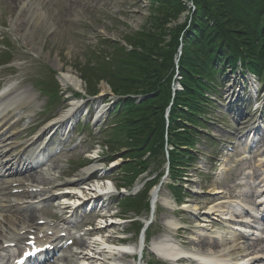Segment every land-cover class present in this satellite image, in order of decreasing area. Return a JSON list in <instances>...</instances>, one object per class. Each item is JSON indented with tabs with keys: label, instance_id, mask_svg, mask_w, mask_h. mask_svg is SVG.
<instances>
[{
	"label": "trees",
	"instance_id": "1",
	"mask_svg": "<svg viewBox=\"0 0 264 264\" xmlns=\"http://www.w3.org/2000/svg\"><path fill=\"white\" fill-rule=\"evenodd\" d=\"M156 1L159 11L153 14L154 25L126 36L128 42L141 47L143 53H128L114 45V62L95 59L94 66L87 65L84 74L93 93L98 92L99 81L106 80L116 94H154L142 105L128 101L126 107L130 113L120 128L121 133L132 136L135 147H144L140 156L147 151L153 155L163 151L164 109L172 94L173 58L182 36L180 67L184 91L177 93V106L173 110L178 118L200 122L195 116L201 113L202 79L211 78L218 61L227 60L235 65V49L240 48L245 53L252 71L258 74L264 71V0H193L197 11L190 17L191 24L187 22L173 28L174 40L169 44H165L170 30L166 25L177 18L182 4L179 0ZM174 123H171V143L175 145V151L171 152L173 171L186 156L181 147L192 145V137H188L187 132H178L185 125Z\"/></svg>",
	"mask_w": 264,
	"mask_h": 264
},
{
	"label": "rangeland",
	"instance_id": "2",
	"mask_svg": "<svg viewBox=\"0 0 264 264\" xmlns=\"http://www.w3.org/2000/svg\"><path fill=\"white\" fill-rule=\"evenodd\" d=\"M75 1L76 0H41L42 5H38V3L36 2L34 5V9L32 10V14L36 15V17H42V19L39 21L40 24L36 28V31L32 33V35L31 31L33 30H31V22L23 23V26H20V23H18L17 26L19 27V30H17L16 32L12 30V26L7 23V20L9 18H12L14 19L15 24L17 23L18 19L22 18L21 13L24 14V12L23 10H21V7H19L18 4H15L11 0H0V21H2L3 23L6 22L9 25L4 31L0 33V44H3L4 40H7L6 42L8 43L9 41V45L12 47V62L9 66H6V68L13 71V75L17 76L19 82L23 84L24 88L29 92L31 98H33L34 96H39L38 90L33 87V81L35 80V78L40 79L39 74L44 71L43 69L51 68L58 74H61V71L66 72L68 70H71L74 74L81 77V73L76 68L85 67L86 63L89 60L88 56L90 55V47L95 46L94 43H96V41L100 39V37L122 41L123 37L126 34L141 30L147 26L151 27L152 25H154L153 23L156 22L155 20H151L152 18L150 17V14L153 12V10L156 11L155 6L157 5V1L100 0L99 2H97L95 0H85L88 3V6L78 7L81 8L79 13L75 11L76 9H78L76 7ZM179 1L182 4V9L180 13H178L177 18L171 20L166 25V28L170 30L167 32L168 34L165 38V44H169L172 40H174L172 29L179 24L185 23V21H187V17L189 18L191 15V0ZM18 34H22L27 40L23 39V41L19 42L17 40ZM30 34L32 36L29 39L28 37H30ZM33 45L35 46V48L33 51H31V46ZM227 76L228 83L223 90V94H228L231 91V86L234 81H237V85L243 83V81L234 79V76H232L231 73H229ZM82 83V87L78 89V91L74 90V88H72L71 86L67 88L61 87L62 93L64 94V99L66 100L65 105L67 106V108L70 107L73 102V93L79 94L85 91L84 81ZM100 87L102 89V94L107 97L109 88L104 83ZM151 97L152 96L150 95L149 98ZM216 97L218 96L213 97V99L215 98L218 100V103L216 102V104L221 105V99H218ZM97 103L98 102H94L90 104L88 109H94ZM41 106H43L44 109H48L46 107L44 99L41 100ZM62 106L63 105H61L60 107ZM60 107L52 110L51 113H61L62 108ZM225 108L226 107H220V109L214 111L215 119L211 120V127L203 131L205 135L201 137V140L198 143L196 149L198 150V152H196L195 155L199 154V156L201 157L202 153H207V146L209 144L208 139H211L213 136L218 134L221 135V122L227 119L226 115H224ZM34 111L20 126V130L29 125L33 120L38 119L40 116L42 118L49 115L44 113V111H42L41 114H38V112L34 113ZM91 120L93 121L92 123L96 122L94 117ZM208 133L210 134V136L208 135ZM95 144H97V142H95L94 145ZM91 150L92 145L88 141L84 144L83 148L77 151L76 154H68L67 156H65L64 160L84 159V157H86L88 153L91 152ZM105 158H107V155ZM201 158L202 160L200 162L198 160L199 163L197 164H199V166L203 169L211 171L213 164L206 161L205 157ZM234 164L235 162L227 168V171L225 173L220 174L218 172L217 176H214L213 178L208 175H200L197 167L195 169H193L192 167L188 171L192 176L189 178L191 180H196V184L191 183V185L188 186L192 187L198 192H203V189H206V192L209 193L217 192L219 189H222L226 192V194L231 193L230 195H226V197H233L234 195L238 194V188H236L235 184L237 181L235 180V177L238 175L240 176L243 172L242 166L238 171H234L232 168ZM155 167L156 165H153L150 170H153ZM85 170L81 172V175H79L80 177L84 176ZM214 170H216V168H214ZM48 173L51 176H54V174L57 172ZM111 177H113V179L114 177L117 178L118 181L116 172L112 173ZM164 182L166 185L169 180ZM165 185L161 188L160 193L162 204L166 199L171 201V198H173L172 194L168 190V187ZM241 192L246 193L245 191ZM206 196L207 195H205V198ZM198 199L199 201L201 200L200 197H198ZM209 199L212 198H207V200ZM249 201L251 200L249 199ZM159 209L161 210L159 211V214L157 216L158 225H155V232L153 231L154 233H157L158 231L161 232L160 229H164L165 226L164 220L166 219V217L165 214L162 213V208L160 207V205ZM115 212H117V210H114L113 213ZM42 214L52 215L53 212L43 211L40 212L37 216L39 217ZM92 221H94V219H92ZM127 228V226H115L111 229V232H116V234L118 235ZM109 242L111 244L113 242L116 245L120 246V244H117V240L115 241L111 239ZM110 257L111 256L107 254V258ZM152 260L155 261L154 259Z\"/></svg>",
	"mask_w": 264,
	"mask_h": 264
},
{
	"label": "bare ground",
	"instance_id": "3",
	"mask_svg": "<svg viewBox=\"0 0 264 264\" xmlns=\"http://www.w3.org/2000/svg\"><path fill=\"white\" fill-rule=\"evenodd\" d=\"M12 2H14L15 4H18L19 7H21V10H23L24 14H22V18H20L18 20V22L20 23V26H23V23H27V22H31L32 23V29L33 31H31V34L33 32L36 31V28L38 27V25L40 24V20L42 19V17H36V15L32 14V10L34 9V5L37 2L38 5H42L41 0H11ZM138 2V1H137ZM76 7H87L88 3L85 0H76L75 1ZM79 9V10H78ZM75 11H77L78 13L80 12L81 8H78ZM32 15H31V14ZM39 16V15H38ZM233 34V32H231ZM33 35V34H32ZM26 39V38H25ZM236 54L240 53V48L235 49ZM228 63V62H227ZM60 80L64 86V88L71 86L72 88H74L75 90H78L81 88L82 83L80 78L74 74L71 70H68L66 72H62L61 76H60ZM27 95V93H19L16 94L15 96V100H20L23 97H25ZM100 112H102L104 110V108H99ZM70 113V112H69ZM68 113V114H69ZM53 123H47L45 124L38 132L37 134L30 140V142H33L32 145H35V142L37 143L41 137L43 136H47V134L50 132V130H52V125ZM93 170H99L98 166H92L89 168L88 173H90ZM30 180H27L28 182H40L38 185L35 186H46V184H43L42 182H45L46 180H50V177H48L47 175H44L43 173H37V174H32L29 176ZM54 180V178H53ZM55 185V182L50 183L49 185ZM3 184H0V186ZM48 185V184H47ZM33 186V185H32ZM68 186H71V188H79V183H70L68 184ZM93 187L87 188V187H82L77 189L76 191H73L75 195L81 194L82 190L91 192L93 189ZM110 190V187L105 185L103 187V190ZM63 190V189H60ZM58 190V191H60ZM3 192H6L4 190L0 189V195L3 194ZM76 196H74L75 198ZM72 199V198H71ZM3 201V200H2ZM3 203L4 202H0ZM9 203H7V205H9ZM230 206L229 202H219L217 205L213 206L211 208L212 211H214L215 213L222 211L223 209L227 208ZM8 212H12V211H0V262L1 263H5L8 260V257L11 254V250L5 249L3 247V245L6 242H9L11 240H15L18 239L20 236V232L26 228H30L33 225H35L36 221L38 219L41 218H36V212L37 210L34 211H29L26 213H17V217L9 215ZM169 225H173L172 222H167ZM108 225V224H107ZM246 240V241H238V240H230L229 242L230 246L232 249L235 250H239L238 252H242L243 247L246 246L247 249H245L246 251H250L253 247L255 246H261L262 242L261 241H257L254 243H250L247 238L242 237L241 240ZM98 241V238L93 241V242H87V240H84L82 242V246L85 247V251L82 252L85 256H84V261H86V263L84 264H102V259L104 257V259L106 260L107 258H105V256L107 255V251L106 248H99L98 244H96V242ZM105 245H108V241H105V239L103 240ZM248 242V243H246ZM221 241L216 239L215 242H211L208 239H205L202 241V244L207 246V250L208 251H213L216 250V247L220 248L221 247ZM153 246L155 248V250L161 254L164 255V257H168V256H173L176 254L175 251H173L172 249H170V247H167L166 245V241L164 239V237L160 238L159 240L154 241ZM130 249V248H129ZM126 247H120L118 248L119 251L121 252H127L129 250ZM140 248H137V252ZM114 249L109 248L108 253H112ZM220 252V251H218ZM93 255L95 258H91L88 257L89 255ZM125 255V253H120L118 254L119 257ZM226 257H229V255H227ZM98 258H100L99 260H97ZM258 257L252 258L251 260H256ZM249 262V261H248ZM248 262H245L243 264H248Z\"/></svg>",
	"mask_w": 264,
	"mask_h": 264
}]
</instances>
